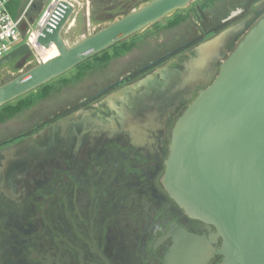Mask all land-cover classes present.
I'll list each match as a JSON object with an SVG mask.
<instances>
[{
	"label": "flooded vegetation",
	"instance_id": "flooded-vegetation-1",
	"mask_svg": "<svg viewBox=\"0 0 264 264\" xmlns=\"http://www.w3.org/2000/svg\"><path fill=\"white\" fill-rule=\"evenodd\" d=\"M132 1H114L100 17L123 16ZM257 1L224 14L216 4L205 13L195 1L174 23L183 44L122 66L113 79L66 90L56 108L41 101L50 92L14 115L0 112V122L10 121L0 128V264H228L217 227L192 217L163 181L177 117L204 88L201 73L175 87L186 60L174 59L249 16ZM31 51L0 67V80L3 67L16 70L33 59ZM208 56L198 71L207 72Z\"/></svg>",
	"mask_w": 264,
	"mask_h": 264
},
{
	"label": "water",
	"instance_id": "water-1",
	"mask_svg": "<svg viewBox=\"0 0 264 264\" xmlns=\"http://www.w3.org/2000/svg\"><path fill=\"white\" fill-rule=\"evenodd\" d=\"M140 1H132L134 8L127 14L73 46L66 43L62 31L74 7L57 1L53 15L59 8L65 11L55 24L51 17L37 42L44 48L57 45L61 54L38 61L0 84V106L188 8L194 0H149L137 7ZM251 21L246 17L235 22L199 42L181 61L175 60H186L187 74L183 80L178 77L175 87L188 86L186 82L201 73L204 88L177 117L163 177L171 195L192 217L217 227L228 264H264V15L249 28ZM30 49L28 43L21 44L0 58V67ZM204 55H209L210 63L206 73L196 66Z\"/></svg>",
	"mask_w": 264,
	"mask_h": 264
},
{
	"label": "rangeland",
	"instance_id": "rangeland-1",
	"mask_svg": "<svg viewBox=\"0 0 264 264\" xmlns=\"http://www.w3.org/2000/svg\"><path fill=\"white\" fill-rule=\"evenodd\" d=\"M52 1L53 0H34L36 9H32L30 15H35L40 11L36 17L37 19L44 13V10L52 3ZM114 1L117 0H77L75 2L76 10L70 20L64 25V29L62 31V35L66 43L69 46H73L81 41L85 36L95 33V31L105 27V25L112 22V20L120 17L121 15L119 14H116L112 19L108 20H104L100 17V12L102 11V9L107 7V5H113ZM121 1L128 2L129 0ZM195 1L204 4L205 13H208V11L214 12L213 9L211 10L212 7L210 6L216 4L222 14L228 12L230 9H233L235 5L244 2V0H194L188 8L175 11L174 14L165 17L154 23V25H151L143 31L138 32L139 35L135 34L131 36L130 38L124 40V43L121 41L116 42L113 46L102 50L100 53H104L107 57L109 55L112 56L115 53H119L122 56V52H124V49L127 48L129 44L134 43V49L130 52H127L125 56L104 62L105 57L102 58L101 56H98V54H95V56H92L78 63L76 67L72 68L70 71L60 76H56V78L52 79L46 84L38 86L37 89L18 96L16 99L1 105L0 112H2L3 114H9L16 108L17 105H25L28 102L31 103L37 101L42 96L49 94L50 92L53 93L51 94V97L41 101L42 103H46L44 104V106L47 108H56L59 104L67 99L68 94L65 93L66 90L77 91L80 90V88H87L98 78L106 77L107 80L113 79V77L116 76L122 66H127L128 64L133 65L138 61L142 62L147 59L154 58L155 54H157L158 52H165L167 50L174 49L175 46L179 44H183L185 42V39L181 33L182 28H180L181 26H179L178 24L174 23L178 21L180 17H183L184 14L188 13L191 10L192 6L196 4ZM142 3L143 2L137 3V7L141 6ZM26 4V0H14L11 3L10 7L13 9V12L17 13L25 9L24 7ZM262 5H264V0L257 1V3L253 5L252 13L247 16L249 18H252V23H254L255 19H258L261 15L264 14V7L260 9ZM37 7H39L40 9H38ZM254 10L257 13H255ZM93 14H95V20H93ZM33 22L35 21H31V23ZM31 52L33 53V59L24 62L21 65H18L16 67V70L9 66H5L2 68L3 78L0 80L1 84L17 77L18 74L30 69L39 61L41 57L39 50L32 49ZM175 60H178V58H175L174 61ZM172 63L173 61L165 64L164 66H170ZM160 70L161 68H157L153 72V78L156 77ZM73 81V85H66L64 83H70ZM171 90H174V88H172ZM68 121L69 118H65L62 120V123L65 124ZM9 123L10 121H1V130L5 129V126H9Z\"/></svg>",
	"mask_w": 264,
	"mask_h": 264
},
{
	"label": "built area",
	"instance_id": "built-area-1",
	"mask_svg": "<svg viewBox=\"0 0 264 264\" xmlns=\"http://www.w3.org/2000/svg\"><path fill=\"white\" fill-rule=\"evenodd\" d=\"M13 1L14 0H0V58L13 52L14 50H16V47L20 46L23 43H28L31 49H38V45L40 44L37 42V38L41 34V31L46 23H48V21L53 16L52 23L55 24V22L65 11L64 8H59L58 10H56L55 15H53L52 12V16L48 20H43V17L49 11V6L54 3L56 5V2L59 1L53 0L52 3L44 10V13L39 16L35 20V22L31 23V20L29 19V12L32 9L31 7L34 5V0H26L27 4L24 7L25 9L17 13L13 12V9L10 7ZM65 1H67L74 7L75 12V2L77 0ZM72 15L70 16V18L72 17ZM39 61L45 60L41 56Z\"/></svg>",
	"mask_w": 264,
	"mask_h": 264
},
{
	"label": "bare ground",
	"instance_id": "bare-ground-1",
	"mask_svg": "<svg viewBox=\"0 0 264 264\" xmlns=\"http://www.w3.org/2000/svg\"><path fill=\"white\" fill-rule=\"evenodd\" d=\"M54 4H51L49 7V11L46 13V15L43 17V20H48L51 16H52V12L54 10ZM58 18V16H57ZM56 18V20H57ZM38 50L41 54V56L44 58V60H49L51 58L56 57V55L61 54L59 47H57V45H52L51 48H44L41 47L40 45H38Z\"/></svg>",
	"mask_w": 264,
	"mask_h": 264
},
{
	"label": "trees",
	"instance_id": "trees-1",
	"mask_svg": "<svg viewBox=\"0 0 264 264\" xmlns=\"http://www.w3.org/2000/svg\"><path fill=\"white\" fill-rule=\"evenodd\" d=\"M124 3V2H123ZM33 10H35L36 8H35V3H34V5L31 7ZM38 9H40L39 7H37ZM32 9L30 10V12H29V16H30V20L31 21H35V19H36V17H37V15L39 14V12H37L35 15H30L31 14V11H32ZM131 47L132 46H129L128 48L129 49H131ZM111 58V55H109L108 57H106L105 59L106 60H109ZM32 104V102L31 103H26L25 105H17L16 107L17 108H15L11 113H10V115H14L15 114V112H17L18 110H20V109H22L24 106H30Z\"/></svg>",
	"mask_w": 264,
	"mask_h": 264
}]
</instances>
